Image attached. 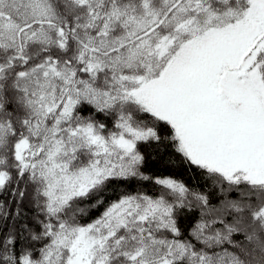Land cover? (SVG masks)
I'll list each match as a JSON object with an SVG mask.
<instances>
[{"label": "snow or ice", "instance_id": "6c2138e0", "mask_svg": "<svg viewBox=\"0 0 264 264\" xmlns=\"http://www.w3.org/2000/svg\"><path fill=\"white\" fill-rule=\"evenodd\" d=\"M0 264H264V0H0Z\"/></svg>", "mask_w": 264, "mask_h": 264}, {"label": "trees", "instance_id": "16d2710c", "mask_svg": "<svg viewBox=\"0 0 264 264\" xmlns=\"http://www.w3.org/2000/svg\"><path fill=\"white\" fill-rule=\"evenodd\" d=\"M103 119V116L100 117ZM106 123L111 127V121L106 120ZM146 156V162L144 164V171L146 175H163V176H173L176 179L183 181L187 187L190 189L197 190L203 194L210 195V204L216 207H219L221 201L224 199V196L220 193L218 187L213 186L211 179L207 178L203 173L194 167L190 168L186 163L182 161V158L178 155H175L171 148L163 153H158L153 146L149 149H142ZM174 160L175 163L169 164V160ZM140 189L147 192L149 195H155L158 193L159 189L149 183H136L133 182L128 186V191H136ZM120 189H117L119 192ZM235 193H230L229 198H233ZM84 206V205H82ZM102 211V209H100ZM187 213V218H181V226L187 235L188 230L191 226L199 219L200 209L198 207H193L191 211L188 209L184 210ZM99 215V211L91 210L87 216L84 217V222H89L91 219H94ZM235 239L242 240L241 235H236Z\"/></svg>", "mask_w": 264, "mask_h": 264}]
</instances>
